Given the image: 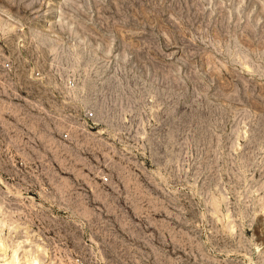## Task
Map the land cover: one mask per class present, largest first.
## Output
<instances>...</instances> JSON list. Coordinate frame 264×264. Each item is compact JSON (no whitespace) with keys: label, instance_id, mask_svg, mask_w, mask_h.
<instances>
[{"label":"rangeland","instance_id":"374dc122","mask_svg":"<svg viewBox=\"0 0 264 264\" xmlns=\"http://www.w3.org/2000/svg\"><path fill=\"white\" fill-rule=\"evenodd\" d=\"M0 189L19 264H264V0H0Z\"/></svg>","mask_w":264,"mask_h":264},{"label":"built area","instance_id":"2783aa9c","mask_svg":"<svg viewBox=\"0 0 264 264\" xmlns=\"http://www.w3.org/2000/svg\"><path fill=\"white\" fill-rule=\"evenodd\" d=\"M2 70L5 72H9L12 70V63L10 59L6 60L2 64ZM39 75V74H38ZM74 85V80L72 79H66L64 80V86L67 89H71ZM83 124L89 129H93V118H94V112L90 109H86L83 111ZM73 127L69 124H66V126L63 128L62 131L58 132V141L59 143H63L64 145L71 144L73 145V135H72V129ZM20 144V143H17ZM29 144H34L33 142L29 141ZM22 146V145H20ZM23 152H20L16 149L15 153L19 154L16 155L15 153H11L9 155V159H13L17 161L18 169L20 172L23 170L24 173H28L29 171L26 170V164L25 162L31 160L28 154L24 152V148L21 149ZM108 179L105 177L103 178V181L106 182ZM49 189H0V198L4 197V193L7 194L6 198H10V206L12 210H15L16 213H22L24 212L22 209H27L30 207V203L34 201V199H37L41 197L44 199V195L46 192H48ZM32 205V204H31Z\"/></svg>","mask_w":264,"mask_h":264},{"label":"bare ground","instance_id":"6f19581e","mask_svg":"<svg viewBox=\"0 0 264 264\" xmlns=\"http://www.w3.org/2000/svg\"><path fill=\"white\" fill-rule=\"evenodd\" d=\"M1 201V200H0ZM4 206L2 205V203H0V216L1 215H5V213L3 211H6L4 210ZM15 223V222H14ZM0 225H4L1 221V218H0ZM1 236V234H0ZM26 243L27 244H31V240H28V238L26 239ZM21 243H14V245H10L9 248L8 247H4L3 245V240L0 238V247L3 248V253H5V259H3L4 263L5 264H19V252H20V249H21ZM36 246V252H38L40 254V251L43 250V248L39 245V244H35ZM6 248L8 249V251H6ZM10 253V255L8 253ZM24 252L26 254H24V257H25V262L26 264H39V261H40V255L39 254H31V250H24ZM29 253V254H28Z\"/></svg>","mask_w":264,"mask_h":264}]
</instances>
